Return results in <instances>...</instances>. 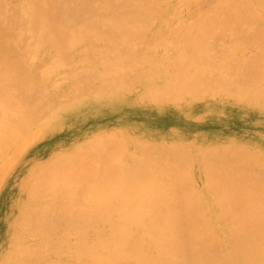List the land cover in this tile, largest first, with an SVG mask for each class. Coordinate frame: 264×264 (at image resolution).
Returning a JSON list of instances; mask_svg holds the SVG:
<instances>
[{"label": "bare ground", "instance_id": "6f19581e", "mask_svg": "<svg viewBox=\"0 0 264 264\" xmlns=\"http://www.w3.org/2000/svg\"><path fill=\"white\" fill-rule=\"evenodd\" d=\"M16 1L17 6H15L14 2V7L20 8V5L25 4L24 7L22 6L23 8L21 9V12L18 9L20 12L18 17L21 21L24 20L28 24L26 27L31 31V33H33V37L36 35V40H33V44V41L30 42L28 40V43L30 44L25 45L27 47L25 48L24 46V49L22 50L23 47L20 46V43L23 41L27 42V39L22 40V38L19 37L21 32H16V30L20 28L18 25L22 23H18V21H15V24L5 23V18L8 19L11 15L9 16L7 10H0V13L3 14L4 12H7V16H9L5 17L6 15L4 14L5 16L2 18V14H0V105L4 109V113H0V146L1 141L13 142L26 134L28 136V132L37 126V124H33L34 115L32 114V112H35L34 110L36 107L30 103V101H32L31 99L28 102V98L30 94L33 96L34 91L40 89V84L42 83L43 85L44 81L46 82V79H49L50 73L54 72H50V69L46 68L47 66L49 67L50 63L48 65L45 64V69L47 70L44 69V72L41 74H39L40 71L38 73L31 72L32 68L30 69V66L32 63V56L34 55L33 53L37 51L36 48L39 45L42 46V44H48V47L53 48L56 54H61V58L62 54L64 57L67 53L69 55L71 48L79 41L84 40L87 37L90 39L92 38L93 42L98 41V43H101L103 41V43H105L102 44L105 46L103 50H108H102L104 60L106 62V64H103V68L106 70L102 68V65L101 67L99 65L96 66V68L99 67L98 70L95 68L96 72L93 71V73L95 72V74L101 75L100 73L102 69L104 70L102 73H105V75H107V72L108 74L110 72L109 77L112 74L110 79L108 76L105 77L106 81L104 79H100L101 81L104 80L102 84L107 87L110 86L111 83L115 82L118 83H116L117 85L121 86V82L124 81L131 85L136 84L130 86L131 89L129 90H132V88L135 91L142 90V100L137 101L138 103L147 102L146 100L144 101L143 95L150 97L151 91L154 93L153 90H160V92L156 94V97H160L161 99L163 98V101L167 98L165 101H170L172 106L168 104V106L166 105L164 109H157L158 105H161L162 103L158 104L159 101L155 100L152 102L151 98H149L147 108H152L151 110L156 113L157 117L162 119L163 117L159 116V113L168 112V117L165 119V121H167L160 124L158 123L159 126L155 129L160 132H165L171 129L179 138H182L178 140H183L189 138V131L193 126L192 122L194 117L192 116L197 117L201 114V112H197V108H194L191 104L193 102H199V98L200 100H204V98L201 97V94L208 92L205 90H214L216 88L217 91H220L221 89L220 92H223L222 89L226 86L233 85L236 81L232 82L231 77L229 78L227 75L224 76L225 73L220 76L221 72L219 70L215 71V73L217 72V74H219L217 75L214 72L208 71L209 69H206L208 67L215 69L217 67L216 65H218L221 61L224 63L223 59L225 60L224 57L221 61L219 60L220 62H216L213 59V55L209 56L206 48L210 47V50H213V44L215 42L221 47L222 44H220V42L225 39H222L223 36H227V31L230 32L234 30L237 33L239 32L244 34L249 30L248 26L252 24L254 25L256 22L254 20H257V24H259L258 21L260 19V23L264 21V16H262V18L260 16L259 18L258 9L254 7V3H251L252 0H221L218 5L214 4L215 6H210L211 8L209 7V9H206L207 11L202 10L200 12L201 16L198 17L197 14L198 18L195 17L192 18V20L190 19L187 24H184L185 22L182 23L181 29L177 28L179 31L181 30V32L179 35H175V38L178 36V38H176L178 39L176 40L177 43L174 41L173 43L174 45L175 43L178 45L174 46L177 49V52L174 54L177 53V57H179V59L169 63L172 67L165 65L166 68H170L169 70L171 72L165 71L166 68L164 70V67H157L161 64L158 62L155 70L147 68L145 73L144 70H141L143 66L141 68L138 67L141 71L136 68L138 59L140 58L135 52V48L138 45L146 47V45L150 42H153L151 40L149 41L150 38L148 39L147 36H145L143 28H149L150 30H147H149L150 33L149 31L148 33L157 35V38L161 34L159 33V29L161 28L162 22H158V24H152L151 27H147L149 25V21L146 23V19L150 17V15H153L152 17L154 20L156 18L163 20L167 14L171 15V12L177 13L173 9L174 7L171 8L172 6L170 5L165 7L164 5L166 4L164 3L166 2L162 5L165 7V10H162L159 6L161 3H159L158 0H100L99 4L96 6H94V3H96L93 2L94 0ZM258 1L260 3H264V0ZM179 2V5L181 6L190 4V0H180ZM0 3L6 4L7 0H0ZM2 4L0 5L2 6ZM263 13L261 14L264 15ZM98 18L100 20V26L103 24V26L107 27V30L109 29V33L107 32L106 34V32L103 31V33H101L98 31L99 27H97L98 29H96L94 32L95 34H93L92 31L96 28H93V26H95L93 23L96 22L95 19L98 20ZM196 18L198 20H195ZM14 20L16 19L14 18ZM95 24H97V22ZM259 25L258 27L255 26V32L251 29L249 31H252L251 33L257 35L256 41L255 39L253 41L256 42L257 45L259 44V47L262 46L263 50L260 49L259 55L257 54L258 56L256 57L254 63H252L253 61L250 63L245 60L246 64H240L239 58L235 60L238 61L235 64L239 63L240 66H245L247 69V73H242L241 75V79H245L243 82L246 83L247 86L257 90H261L264 85V63H262L264 61V22ZM246 27H248L247 31L245 30ZM21 28L23 29L22 26ZM242 28L245 32L244 30L240 32ZM193 29L195 30V33L190 32V30ZM256 29L259 30L256 31ZM24 30L25 29H23V32H26ZM219 30L220 32H217ZM234 31L232 34L235 33ZM90 32H92L93 35H89ZM139 33H142V35ZM219 33L224 34L220 36ZM102 34H106V36ZM227 34L229 33L227 32ZM241 34L236 35L237 39L241 36ZM23 35L25 34L22 33V36ZM169 35L170 34H168V36ZM216 35H218V37H222V40L219 41L220 38L216 40ZM170 36L173 37V35ZM236 36L235 39H233L234 44H236ZM212 37H214V40H212ZM159 40L160 39L158 38V41ZM212 41H214V43ZM239 42L240 40L238 39L237 45ZM154 43L153 46L155 45ZM226 43L227 42H225V44ZM86 44L88 45V43ZM229 44V46L233 45L232 42ZM151 45L152 44H149V46ZM166 45L165 47L168 46ZM149 46H147L146 51L144 52L145 54L142 56V59L147 60L148 63L153 60L150 59L152 56L158 55L160 57L161 54H159V51H156L151 55L153 47L150 48ZM233 47L235 48V45H233L232 48ZM20 50H22L23 53H21L22 51ZM137 50H139V48ZM224 50H226V48ZM224 50H222L223 53H225ZM90 52H87L88 55ZM215 52H217V50L213 53ZM189 53H192L191 56L188 55ZM88 55L86 56L88 57ZM90 55L94 57L95 53L92 51V54ZM224 55L225 54L222 56ZM68 57L69 56H66L65 58ZM71 57L73 61V56ZM63 59L64 58L62 57V60ZM98 60L99 57L97 61ZM140 61L141 60H139V63H141ZM165 61L167 60L165 59ZM78 62L79 61H77V63ZM151 62L153 63V61ZM151 62L150 66L152 64ZM167 62H170V60ZM231 62L232 61H228V64ZM256 63L259 64V68L256 67ZM36 64L34 61V64H32L33 69H35L34 65ZM233 64L231 65L233 66ZM205 66L208 67L205 68ZM214 66L216 67L214 68ZM227 66L224 65L222 67L228 68ZM222 67L219 69H222ZM229 67L232 68L231 66ZM37 68L39 67L36 66V69ZM65 68H67L66 65ZM107 69H110L111 71H107ZM81 70H79V72ZM76 73H78V71ZM95 74H93L94 77L96 76ZM71 75L74 76L76 74L72 73ZM203 75H206V78L208 79H205ZM73 76H71L72 79ZM79 76L76 78H79ZM231 76H233V74H231ZM243 76L245 78H242ZM83 78L85 77L83 76ZM80 79H82V77H80ZM95 79V81H97V76ZM214 80L219 81L216 82ZM75 81L78 82L79 80ZM210 81L214 82L216 87L214 85L213 86L215 88H211L212 85H209L211 84ZM126 82L123 83V86ZM80 83L75 87L76 90L78 87L82 86H80ZM206 83H208V85ZM76 84L77 83H74V85ZM217 84H220V88L217 87ZM234 85L231 86L233 88L232 91L225 90L227 93L230 92L232 96L234 94V89L237 91H239L240 88L242 90L245 88L246 90L249 89L246 85H237V83ZM90 86L91 85H88L87 87L91 90L93 86ZM116 87L117 86H115V89L119 90L117 89L118 87ZM68 88L67 90H69ZM102 88L103 87H101V89ZM228 89H230V87H228ZM79 90L78 94H80ZM110 90L112 91L114 89L110 87ZM134 90L132 92H134ZM193 90H196V92H193ZM242 90H240L242 97L243 95L245 96L249 94H245L246 90ZM227 93L226 95H228ZM205 94L206 93H204V95ZM235 94L238 95V92L235 91ZM241 95L238 97L241 98ZM178 96L183 100L186 96H193V98L195 96L196 101H192L194 99L190 100V98L188 100L185 99L183 103L180 101L175 102V100L179 98ZM183 96L184 98H182ZM181 99L179 98V100ZM242 100L243 98L240 101ZM127 101L128 100H124L123 103L129 104V101ZM234 101L235 100H233V102ZM240 101L238 102L240 103ZM137 102H135L136 105L133 107L136 108L141 105ZM247 103L250 104V102ZM207 104H209V102ZM70 105L66 106V109L63 111L59 110L61 105L57 108L59 111L53 109L51 112L52 114L49 115L48 124L43 125L46 126L47 129H49L50 126L52 128H56L57 125H60L64 120L70 118H74L76 120V116H78V114L82 115L83 110L80 109L75 111L70 108ZM106 105V108L114 110L119 108L117 112L125 109L124 106H118L119 104L114 101H110L109 103H106ZM260 105L262 106L261 103ZM29 106H31V108L34 106L35 109L33 107V110L31 111ZM75 106L76 105H74V107ZM89 106L90 105H88V107ZM62 107L63 105L61 108ZM64 108L65 107L62 109ZM95 110V106L92 104L88 111L89 113L94 114L96 113ZM39 111L37 112L39 113ZM18 113L20 114V118L18 117L17 119H14V116L17 117ZM120 114L122 116L125 115L124 113ZM144 116L145 113H142V115L140 113L138 115V117L142 119H144ZM122 119V122H130L133 120V118L130 120L129 117L128 119L126 117ZM156 125L157 123L155 125L152 123L149 124V126ZM41 130L43 131L42 128H40V131ZM121 131L123 132V130ZM110 134L109 136L111 138L108 135L105 138L108 137V139L113 140V135H118H115V133H112L113 135ZM36 135H39V132H37ZM121 136L123 137V135ZM105 138L103 137L104 140ZM103 139L102 136L98 139L99 142L102 140L100 144L108 142ZM115 139L118 138L114 137L113 142L116 141ZM129 140L130 139L127 141ZM171 140L174 141L173 139ZM194 140L195 139H193V141ZM133 141L136 142L135 139ZM179 142L180 141H177V143ZM209 142L211 143V141ZM221 142L225 141L221 140ZM227 142L229 143V141ZM227 142L225 143L227 144ZM232 142L233 141L230 143ZM84 143L85 142L83 141L81 144ZM128 143L129 142H127V144ZM210 143L208 144L210 145ZM246 143H248V140ZM100 144L99 146L101 148L98 147L99 149L94 151L96 152L94 154L99 152V156L104 159L102 163L100 161L98 163L100 158L98 159L97 156L92 155V151V156L90 157V152L86 150V148H82L80 145L79 148L83 149L85 152V154L84 152H81L83 154L81 155L82 157L80 156V149L73 147L75 149L71 151H73L74 154L69 153L65 156H60L61 158H50L45 164L42 163L43 165H39L37 162L36 166H32L34 167L33 169L32 167L30 168L32 170L30 173L28 172L29 174L27 179H25L23 184H21L22 187H19L21 188V190L19 189V198L17 202H15V204H17L14 206L9 227L7 226L10 240L6 246L7 257H5L1 264H215L217 261L218 264H264V182L261 181L264 177H262L263 175L261 174V177L259 176V171H262L261 167H259L260 170L258 169L259 171L257 172L258 174H256L257 176L253 175L255 171L252 170H257L260 165L255 163L256 165L252 166V161L257 160V162H259L260 159H258V156L257 159L253 158L254 154H257L256 150L253 151L254 154L252 156L249 151L243 150L244 147H240L241 149L239 150L238 146L236 148L235 145L232 146V143V145L230 144L232 148H230V150L232 151L225 154L226 151L222 152L221 150V153H218L219 149L217 150L216 148L219 144L216 145V147L214 146L217 152L214 151V154H210L211 151L210 153L207 152L210 154L209 156L212 155L209 158L212 159L213 157L214 160L211 162H203V164L201 162L202 166H204V164L210 165V170L204 172L206 175L207 185L204 186V190H202L203 192H199L200 190L198 187L197 190L199 191H197L193 186H190V181L194 179V177H191L193 176V173L191 174L188 171L190 167L189 165L192 163V159L189 160L187 157L188 155H184L189 150H187L189 145H186V152H183V155L186 157L178 154L179 152L182 153L180 149L182 150L183 144H179V146L177 144L176 147H173L172 149L168 146V152L166 154L164 153L167 155L168 162L160 160L164 163H160L161 165L159 164L158 166L156 159L159 157L151 158L153 153L150 152H154L151 151V149L148 151V149H144L142 147L145 150V152H142V148H140L139 150H141L143 155L146 154V157L142 155L145 159L141 156L142 160L129 165L131 160L128 162L129 164H127V161L125 163L124 160L123 162L120 161L121 159L118 158H121V155H116L115 153L117 152L115 151L111 153L112 149L108 151L110 152L109 154L104 156L107 152H103L105 151L102 150V146L104 144L102 146ZM249 145L251 146V144ZM129 146H131V144ZM211 147L212 146H208V149H211ZM118 148L116 150H118ZM208 149L206 148L207 151H209ZM146 150L151 155L147 153ZM134 151L136 152L135 149ZM204 151L202 150L203 153ZM86 152L89 154L87 155ZM128 152L129 151H127V153ZM188 153L191 154V152H187L186 154ZM222 153H224L223 156H221ZM102 154L103 156H101ZM217 154H220V157ZM133 155H136V158L141 159L137 156L138 152ZM169 157H173L175 160L177 158V161H174V165L170 163L172 158L169 159ZM191 157L193 156L190 155L189 158ZM247 157L252 160L246 162V160H248L246 159ZM164 158H166V156ZM116 160L120 162L115 164ZM96 161L98 164L95 163ZM194 162L193 164H195ZM233 162H241L243 167L241 165H236ZM246 163L248 164V167L251 166L254 168L257 166V168L255 167V169H253L250 167L251 172H249L248 170L250 169L247 167ZM170 164L173 165L172 170L175 173L173 174L172 179L170 177L172 175L168 177L166 176L169 174V171H171ZM262 174L264 173L262 172ZM162 175L165 177L162 178ZM250 176L253 177L251 178L252 181L259 177L261 179H257L258 181L255 179L256 182L254 181L255 183H252L249 179ZM198 178L202 179L201 177ZM169 179L171 182L168 184ZM249 180L251 181L250 183ZM195 185H197V183ZM202 188L200 186V189ZM22 253H26L25 256H21ZM34 255H37L39 258H34Z\"/></svg>", "mask_w": 264, "mask_h": 264}, {"label": "rangeland", "instance_id": "374dc122", "mask_svg": "<svg viewBox=\"0 0 264 264\" xmlns=\"http://www.w3.org/2000/svg\"><path fill=\"white\" fill-rule=\"evenodd\" d=\"M11 1L12 0H10V1L7 0V3L6 4L0 3V4H2V6L0 5V10H4V11L7 10L8 13H9V16L11 15L10 16L11 18L9 16H7L8 15L7 12L5 13L4 11H2L4 13L3 14L0 13V14H2V18H4L3 16H5V15H6L5 17H9L8 19L5 18L6 19L5 20V23L13 24L15 21H18V23H22V24H19L18 26L20 28L22 26L23 29H25L24 31H26V29H27L26 26L28 24L24 20L21 21L20 18L18 17V15L21 12V9L25 6V4L20 5L21 6L20 8L19 7H14L13 6V3L15 2V6H17V1L16 0H13L12 2ZM99 1L100 0H94L93 2H96V3H94V6H96L97 4H99ZM158 1H159V3H161V4H159V6L161 7L162 10L163 9L165 10V7L170 5V6H172L171 8L174 7L173 9L178 14L177 13H174V12H171V15L170 14L169 15L167 14L163 20H159L158 18H156L154 20V18L152 17L153 15H150V17L147 18L148 20L146 19V23H147V21H149L148 22L149 25L147 27H149V26L151 27L152 24L153 25L154 24H158V22H162V24H161V28L159 29V33H161L158 36V38L160 39L159 41H158V38L156 37L157 35L149 34L150 33V31H149L150 29L147 28V29H149V30H147V29H145L146 28L145 27V28H143V31L145 33V36H147L148 39L150 38L149 41L150 40L153 41V42H150L149 43V44H152V45L149 46V44H148V45H146V47L141 46V45H138L135 48V52L137 53V55L140 58V59H138V63L136 62L137 63L136 68L138 70L139 68H141L143 66L141 68V70H144L145 73H146V69L147 68H149V69L151 68L152 70H155L156 69V66L158 65L157 64L158 62H159V64L160 63L161 64L158 65L157 67H160V66L162 68L164 67V70H165V68H166L165 65H167V66L169 65L170 66L169 63L178 60L179 59V57H177L178 54L177 53L174 54L175 52H177V49L174 46H178L176 44L177 43L176 40H178L176 38H178V36H176V38H175V35H179L180 34L181 30L179 31V29H181L182 23H184V22H185L184 24L189 23L188 21L190 19L192 20V18L197 17V14H198V17L201 16V13L200 12L202 10L207 11L206 9H209L210 6L211 7L215 6L214 4L218 5L221 0H194V1L190 0V4H185L183 6L179 5L180 4V2H179L180 0H163V2H162V0H158ZM191 1H192V3H191ZM164 2H166V3H164ZM8 3H10V4H8ZM163 3L166 4V5H164L165 7L162 6ZM251 3L252 4L254 3L253 4L254 7L256 9H258V13H259L258 16H259V18H260V16L262 18V16H264V15L261 14V13L264 12V8H262V7H264V3H260L258 0H252ZM187 5L188 6L190 5V6L188 7ZM179 6H181V7H179ZM18 9L20 10V12L18 11ZM259 10H260L261 13L259 12ZM12 16H13V19H12ZM14 18L16 20H14ZM197 18L195 20H198ZM174 19H175V21H174ZM177 19H178V21H177ZM95 20H96V22H97V24L99 26L97 24H95L96 22L93 23V25H95V26H93V28L96 27L94 29V31H92L93 34H95L94 33L95 30L98 29L97 27H99L98 31H100L101 33H103V32H106V34H107V32L109 33V29L107 30V27L103 26L102 22H101L102 25L100 26V20H99V18H98V20L97 19H95ZM254 21L257 22V20H254ZM260 21H261V19L258 21L259 24H262V22H264V21H262L260 23ZM256 22L255 23L253 22L254 25L252 24V25L248 26L249 27V30L251 29L253 32H255V30H254L255 29V26L258 27V25H259ZM169 26H171V27H169ZM172 26H173V28H172ZM248 27H246V29H245L246 31L248 30L247 29ZM259 27H260V25H259ZM20 28L17 29L19 31L16 30V32H21V35H19V37H21L22 40L23 39H27L26 40L27 42L23 41V42H21L22 44L20 42H18V43H20V46L23 47L22 48V50H23L25 45L30 44V43H28L29 41L32 42L33 40L34 41L36 40V38H35L36 35H34L35 37H33V33H31L30 30L27 29L26 32H23V29L21 28V30H22L21 31ZM174 28H176V29H174ZM177 28H179V29H177ZM259 29H256V31L259 30ZM193 30H190V32L191 33H195V30L194 31ZM243 30L244 29L242 28V30H240V32H242ZM245 30H244V32H245ZM249 30L247 31V33H244V34L243 33L241 34L239 32L237 33L234 30H233L235 32L234 34H232L233 31H230V32L227 31L229 34H227V32H226V35L228 36V37L227 36L226 37L228 39L230 38L229 39L230 41L225 36H223V38L220 37L221 35H223L225 33L224 31H222V32H224L223 34H220L219 33L220 34L219 37H218L219 34L216 35L217 36L216 40H218L220 38L219 39V41H220V40H222V39L225 38L224 40H222L220 42V44H222L221 47L218 46L216 44V42L214 43V41H212L214 43L213 44V47L215 49V50L214 49L213 50L214 51L217 50V52L213 53L214 51L213 50H210V47H207L206 48L207 49V52H208L209 56L210 55H213V59L216 62L217 61L220 62L221 59L224 58V57H225V60L223 59V62L224 63H222V61H221L218 65H216L217 67L214 66V68L215 67L218 68V69L215 68L216 70L215 69H211L208 66H205V68L208 67L206 69H209L208 71L214 72V73H215V71L219 70L221 72V73L218 72V73H220V76H222L223 73H225L224 76L227 75V76H229V78L231 77L232 82L236 80L235 82L237 83V85L238 84H241L243 86L246 85V83L243 82V81H245V79H241V75H242V73L243 74L244 73H247V69L245 68V66H240L239 63L240 64H243V63L246 64V61L245 60H247V62H250V63H251V61H253L252 63H254L256 57L259 55L260 49L263 50V47L262 46L259 47L260 45L259 44L257 45V43L253 41L254 39L256 41L257 35L254 34V33H251L252 31H249ZM148 31H149V33H148ZM92 32H90L89 35H93ZM146 32H147L148 35L146 34ZM217 32H220V30L217 31ZM22 33L25 34V35L22 36ZM142 33H139V34L142 35ZM167 33L170 34V35H173V37L170 36V35H169L170 36L169 37ZM106 34H102V35H105L106 36ZM214 34H217V33H214ZM237 34L238 35L241 34V36H239V38H238L240 40V42L238 43V45H237L238 39H237V36H236ZM235 36H236V39H237L236 42H235L236 44H234V41H233V39H235ZM168 37H169V39H168ZM212 38H213L212 40H214V37H212ZM85 39H86V41H85ZM85 39L79 41L77 44H75L71 48V50L69 52L70 54L68 55V53H67V55H66V56H69L68 58H65L66 56L64 57L63 54H62V56L60 58V55L61 54H56V52L53 50V48L48 47L49 46L48 44H46V45L45 44H42V46L39 45L36 48L37 51L33 53L34 55L32 56V61H31L32 63H31L30 69L31 68L33 69L32 64H34V61H35V64L36 63L37 64L34 65V68L35 69H33V70L31 69V72H33V73H36L37 72L38 73L40 71L39 74H41V73L44 72L45 64L48 65L49 63H50L49 64V67L47 66L46 68L50 69L49 70L50 72H53V71L54 72L53 73H50L49 79H46V82L44 81L43 85L41 83L40 84L41 85L40 89L39 90H35L33 96H31L32 94H30L29 95V98H28L29 99L28 102L31 99L32 101H30V103H32L36 107V109H35L34 106H32V108H31V106H29V108L31 109V111L33 110V107L35 109L34 110L35 112H32V114L34 115V123L33 124H37V126L36 125H35L36 127L32 126L34 128L33 129L31 128L32 130H30L28 132V136L26 134V135L22 136L21 138H19L18 140H15L13 142L1 141V146H0V252H1L0 253V257H1L0 258V264L4 261L5 257H7V249H6L7 247L6 246L8 245V243H9L8 241L10 240L8 227H9L10 220H11V217H12V214H13L12 212H13L14 206L17 204V203L15 204V202H17V200L19 198V191L21 190V188H19V187H22L21 184H23V182L25 181V179H27L28 174L34 168L32 166H36L37 162H38L39 165L42 164V163L45 164L50 158H55V157L61 158L62 156H65V155H67L69 153L70 154H74L73 151H71V150L75 149L73 147H76L77 149H80L79 148L80 145H81L82 148H84V149L86 148V150H88L90 152V154H89V153H87L88 152L87 151L86 152L87 155L89 154L90 157L92 155L97 156L98 159L100 158L98 160V163H99V161L102 163V161H104V159L99 156V154H98L99 152H97V154H94V153H96L94 151H97V149H99L98 147H100L99 144H100V142L102 140H100V142H99L98 139H100L101 136H102V139H103V137L105 138L107 135L109 136L110 133H111L110 135H113L114 133H115V135L118 134L117 136H119V134H120V136L123 135V137L122 136L121 137L120 136L117 137V136H114L113 135V140H114V137L115 138H118V139H115L116 141H114L115 144L117 143L116 145L114 144L113 140L108 139V137L105 138V140L103 139L104 141H108V142H104L103 143L104 145L102 143L100 144L101 146L103 145L102 146V150H105L103 152H105V153L107 152L106 154H104V156L107 155V154H109L110 152H108V151H110V149H112V152L111 153H113V151L117 152V153H115L116 155H121V158H118V159H121L120 161H122V162L124 160V163L127 161V164L130 163L129 165H131V163H134L136 161L142 160L141 156L143 155L142 152H145L144 149H148V151L151 149V151H154L155 152V153L154 152H150V153H153V155H151L147 150H146V152L151 155V158L152 157L153 158L154 157H156V158L159 157L158 159L155 158L156 161H157V164L159 166L160 163H162V164L164 163V162H161L160 160L167 161L168 162L167 155H165V154L168 152L169 147H171L170 149H172L173 147L175 148L177 144H178V146H179V144L180 145L183 144L182 145V147H183L182 150L180 149V151L182 153H180V152L179 153L177 152V153L178 154H181L182 156H184V155L187 156L188 155L187 156L188 159L189 160L192 159L191 160L192 163L189 161L191 163V165H189L191 168L189 167L188 171L191 174L193 173V176H191V177H194V179L191 178L192 181H190L191 182L190 183L191 184L190 186H193L196 190H197V187H198L200 191L199 190H197V191H199V192H201L202 190H204V186L207 185L206 175H205L204 172H207L208 170H210V168H209L210 165L204 164V166H202L201 165V162L203 164V162H211V161H213L214 158L213 157H212V159L209 158V157L212 156V155L211 156H209V155L212 154V153L214 154V151L217 152L218 149H219L218 150V153H221L220 150L222 152H225L226 151L225 154L231 152L232 150H230V148H231L232 143H233L232 146L235 145L236 148L238 146V149L239 150L241 149L240 147H244L243 150L249 151L252 156L254 154L253 151L254 150L257 151V154H254L253 158L254 159H257V156H258V159L260 158L259 159V162H257V160H254V161H252L253 164L251 162L250 163L252 164V166L253 165H256L255 163H257V165L260 164L262 166L259 165L258 168H257V166H255L257 168V170H252V171H255L254 174L253 173L252 174L253 175L258 174L257 172L260 170L259 167H261L262 168V171L261 172L259 171V176L261 177V175H263L262 177H264V174H262V172L264 173V171H263L264 170V167H263L264 166V161H263L264 160V155H263L264 154V85L262 86L261 90H257L255 88H252V87L247 86V85L246 86L249 88L248 90H246V88L243 89V90L240 88V90H242V91H245L246 90L245 94H248L249 93L248 95H245V96L243 95V97H242V95L240 93V90L237 91V90L234 89V92H233L234 93L233 94L234 98H233L232 94L230 92L227 93L226 91H228V90L232 91L233 88L231 86H233L234 84H236L235 82H234L233 85H230V86H226L225 85L227 88L225 87L224 89H222L223 92H225V93H223V92H220L221 89H220V91H217L216 88H215L216 85H214V82L212 81L213 82L212 83L210 81L211 84H209V85H212V86L214 85L215 87L214 86L213 87L211 86V88L212 89L215 88V89L214 90H205V91H208V92H204V93H206L205 95H204V93L201 94V97L204 98V100H200V98H199L198 99L199 102H193L191 104V106H193L194 108H197V112H201V114L199 115V114L196 113L199 116H197V117L196 116H192V117H194L193 118V122H192L193 126L191 127V130L189 131V138L183 139L184 141L183 140H178V139H182V138L181 137L179 138L177 136V134L174 131H172L171 129H169V130H167L165 132L164 131L160 132L157 129H155V128H157V126H159L160 123L167 121V120L165 121V119L168 117L167 116L168 115V112L167 113L166 112L165 113H159V116L163 117L162 119H164V120H162L161 118H159V117L156 116V113L151 110L152 108H147V105L149 104V102H148L149 98H151L152 102H153V100H155V101H159L158 104H161L162 103L161 105H158V108L157 109H159V108L160 109H164L166 107V105L168 106V104L172 106V104H171L170 101H167V102L165 101L167 98L164 100L165 101L164 102L162 100L163 98L161 99L160 97H156V94L159 93L160 90H153L154 93L151 91L150 92L151 93V96L150 97L149 96L147 97V95H143L144 101L146 100L147 102L146 103H138L137 101H141L142 100V98H141V91L142 90H136L135 91L133 88H132V90H129V89H131L130 86H133V85H136V84L131 85V84H129L126 81H124V82H126L127 84L125 83L124 86H123V83L124 82H121V86L117 85L118 84L117 82L111 83L112 85L110 84V86H108V87L106 85L102 84V82L106 79L105 77H107V76L109 77V74H110V72H109V74L107 72L110 69H107V71H106L107 72V75H105V73H102V71L104 72V70H106V69L103 68V64L104 63L106 64V62L104 60L103 51H108V50H103L105 48V46L102 45V44H105V43H103V41L102 42L100 41L101 43H98V41L97 42H93L92 41V38L90 39V38L87 37ZM34 41L32 42V44L34 43ZM155 41H157V42H155ZM173 41L176 42L175 45H174ZM225 42H227L228 44L227 43L225 44ZM230 42H232L233 45H235V48L234 47L232 48L233 45L229 46L230 45L229 44ZM86 43H88V45ZM89 43H90V45L92 46L93 49L91 48V46L89 45ZM96 43H98V44H96ZM153 43L156 46L155 45L153 46ZM254 43H256V44H254ZM144 45H145V43H144ZM165 45L167 47H165ZM225 45H226V47H225ZM147 46H149L150 48L153 47L152 48L153 49L152 53L150 52L151 55L154 52H156V51H159V54L161 53L160 54V57L158 55H155V56H152V58H150V59H153V60H151V61H153V63L155 62L153 64L150 61L152 63L151 66H150V62L148 63L147 60L142 59V56H143V54H145L144 52L146 51ZM26 47L27 46H25V48ZM48 48H50L51 50L48 49ZM138 48H139V50H137ZM167 48H168V51L169 52L167 51ZM221 48H224V49L226 48V50L221 49ZM86 49H87V51H86ZM22 50H20V51H22ZM91 50L95 53L94 57H92L90 55V54H92V51ZM222 50H224L225 53H223ZM88 51L89 52L91 51L89 55L87 53ZM140 51H142L143 53L140 52ZM21 53H23V51ZM84 53H86V54H84ZM221 53H223L225 55L222 56L223 54H221ZM191 54L192 53H189L188 55L191 56ZM70 55L73 56V61H72V57ZM86 55H88V57ZM163 55L164 56L166 55V56L164 57ZM219 55H220V57H219ZM101 56H103V57H101ZM242 56H243V59H242ZM62 57L64 58L63 60H62ZM98 57H99V60L100 61L99 60L97 61ZM163 58H165L167 61L170 60V62L165 61V59H163ZM238 58H239L240 62L238 64H235L236 62H238V61H235ZM58 59H59L60 62L58 61ZM139 60H141L140 62L142 64L139 63ZM226 60H227V62H226ZM248 60H250V61H248ZM52 61H54V62H52ZM77 61H79V62L77 63ZM228 61L229 62L232 61V62L228 64ZM243 61H245V62H243ZM73 62H74V64H73ZM79 63H83V64H79ZM92 63H94V64H92ZM262 63H264V61ZM222 64H224L226 66L229 65L232 68H230L229 66H227L228 68H224V67H222V66H224ZM231 64H233V66ZM51 65L54 66V67H52ZM65 65H66L67 68H65ZM68 65H70V66H68ZM90 65H92V66H90ZM99 65H100V67L102 65V68L104 69L103 70L101 68L102 69V71L100 73L101 75L95 74V72H96L95 71V68H96V66H99ZM255 65H256V67L259 68V64L258 63H256ZM36 66L39 67V68L36 69ZM84 66H86L87 68L84 67ZM220 66L222 67V69H219V68H221ZM248 66H250V65H248ZM81 67H84V68H81ZM170 67H172V65ZM98 68H96V70H98ZM81 69H83V70H81ZM169 69L170 68H166L165 71L171 72ZM45 70H47V69H45ZM79 70H81V71L79 72ZM75 71L76 72L78 71L79 74L76 73ZM93 71H95V72L93 73ZM68 73H70V74H68ZM72 73L73 74H76L77 76L74 75L75 76L74 77L73 75H71ZM93 74H95L97 76V81H95L96 80L95 79L96 76L94 77ZM215 74H217V72ZM231 74H233V76H231ZM90 75H92V76H90ZM206 75L205 76L203 75V76L205 77V79H208V78H206ZM217 75H219V74H217ZM71 76H73V79H72ZM78 76H79V78H76ZM83 76L85 78H83ZM68 77H69L70 80L68 79ZM80 77H82V79H80ZM110 77H112V74H111ZM110 77H109V79H110ZM242 78H245V77L243 76ZM100 79L101 80L104 79V80L101 81ZM109 79H108V81H109ZM75 80H77V81L79 80V81L76 82ZM86 81H87V84H86ZM214 81L218 82L219 80L218 81L217 80H214ZM216 82H215V84H216ZM74 83H77V84L74 85ZM79 83H80V86L81 85L82 86L81 87H78L77 90H76L75 87L78 86ZM206 84L208 85V83H206ZM220 84L219 85L217 84L218 85L217 87H219ZM88 85H91L90 87L93 86L95 88L92 87L93 90H92V88L90 90V88L87 87ZM227 85H229V84H227ZM115 86H117V87L119 86L118 88L116 87L119 90H116L115 89ZM223 86H224V84H223ZM101 87H103V88L101 89ZM110 87L112 89H114V90L111 91L110 90ZM124 87H126V88H124ZM228 87H230V89H228ZM67 88L69 90H67ZM71 88H72V90H71ZM74 88H75V90H74ZM87 88H88V90H87ZM78 90L80 91V94H78ZM133 90H134V92H132ZM215 91H216V93H215ZM235 91L238 92V95L235 94ZM193 92H196V90H193ZM226 93L228 95H226ZM79 95L81 96V98H80ZM112 95H114V96L117 95L118 97L117 96L114 97ZM159 95H161V94H159ZM239 95H241V98L238 97ZM78 96H79V98H78ZM109 96L112 97V98H110ZM179 98L181 99V97H179ZM179 98H177L178 100L176 99L175 102L180 101V102L183 103V101L185 99L188 100L190 98H191L190 100L194 99L192 101H196L195 100V96H194V98H193V96H191V97L186 96L185 98L183 96L182 98H184V100L181 99L182 101L179 100ZM237 98H238V101H240L242 98H243V100L240 101V103H239L237 101ZM211 99H213V100H211ZM124 100H128L129 102L128 101L127 102L129 104L123 103ZM224 100H226V101H224ZM233 100H235L234 101L235 103L233 102ZM110 101L117 102L119 104L118 106H124V108L125 109L127 108V109L126 110L125 109H122V110H119L120 112L119 111L117 112V110L119 108H117L115 110L114 109H110V108H106V106H107L106 103H109ZM33 102H36V103H33ZM66 102H68V103H66ZM135 102H137L138 104H141V105L140 106H137L135 108V107H133L134 105H136ZM208 102H209V104H207ZM247 102H250V104H248ZM64 103H65V106H64ZM260 103L262 104V106L260 105ZM92 104H94L95 109H96L95 110L96 113H94V114H91L88 111L89 110V107H91ZM60 105L61 106L63 105V107H65V108L62 109L63 107L61 108ZM68 105H70V108H72L75 111H78L80 109L83 110L82 111V115L81 114H78L79 117L76 116V120L74 118H70V119L64 120L60 125H57L56 128H52L50 126L49 129H47V127L44 126V125L45 124H48V122H49V115L52 114L51 113L52 110L53 109L58 110L57 108L60 106L59 107L60 108L59 110L63 111V110L66 109V106H68ZM74 105H76V106L74 107ZM88 105H90V106L88 107ZM37 107H38V109H37ZM36 110L37 111L40 110L39 113ZM167 111H169V110H167ZM0 113L1 114L4 113V109L2 108L1 105H0ZM86 113H88V114H86ZM120 113H124L125 115L122 116ZM140 113H141V115H142V113H145L144 119L138 117V115ZM38 114H39V116H38ZM15 115H17V114H15ZM19 115L20 114L18 113L17 117L14 116V119H17L18 117L20 118ZM202 115H203V117H202ZM133 116H135V117H133ZM121 117L122 118L126 117L127 119L129 117L130 120H132V118H133V120L132 121L129 120L130 122H122L123 119ZM151 123L154 124V125L157 123V125L156 126H149V124H151ZM126 125H128V126H126ZM40 128H42L43 131L42 130L40 131ZM45 128H46V130H45ZM97 130H98V132H97ZM121 130H123V132ZM37 132H39V135H36ZM106 133H109V134H106ZM135 136H137V137H135ZM128 137H131V138H128ZM161 137H163V138H161ZM94 138L97 139V140H95ZM132 138H134L136 140V142L133 141L134 139L131 140ZM229 138H231V139H229ZM119 139H120V141H119ZM128 139H130V140L127 141ZM171 139H173L174 141H172ZM193 139H195L196 141L195 140L193 141ZM202 140H203V142L201 143ZM221 140L222 141H225V142L229 141V143L227 142V144H226L225 142H221ZM230 140L233 141V142L230 143L231 142ZM247 140H248V143H246ZM83 141L85 143L84 144H81ZM149 141H152V142H149ZM177 141H180V142L183 141V142L177 143ZM209 141H211V143ZM127 142H129L128 144L129 145L131 144V146H129L127 144ZM133 142H135V143H133ZM147 142H149V143H147ZM175 142H176V144H175ZM188 142H190V143L193 142L195 145L193 143L191 145H189L190 143H188ZM79 143H80V145H79ZM198 143H199V145H198ZM208 143H210V145ZM111 144H113V145H111ZM155 144H157V145H155ZM249 144H251L252 147L253 146H255V147L252 148ZM186 145H189L187 147V150L189 149L191 151L188 150L187 152H191V154L190 153L186 154L187 153L186 152ZM216 145H218L217 148H216L217 150L215 149ZM208 146L209 147L212 146L211 149H208ZM127 147L128 148L130 147V148L128 149ZM117 148H118V150H116ZM140 148H142V152H141V150H139ZM206 148L209 151H207ZM134 149L136 150V152L134 151ZM165 149H166V151H165ZM260 149L263 150V151H261ZM202 150L203 151L205 150L204 153H206V154H204L202 152ZM68 151H70V152H68ZM91 151L93 152V154H92ZM127 151H129V152L127 153ZM184 151L186 153L183 155V152ZM200 151H201V153H200ZM210 151H211V153H210ZM81 152L82 153L84 152L83 149H80V153ZM137 152H138V155L137 156H139L141 159H138V158H136V155H133L135 153L137 154ZM207 152L210 153V154H208ZM82 153L80 154V156L83 155ZM130 153H131V155H130ZM79 154H77V155H79ZM84 154H85V152H84ZM189 154L192 155L193 157L189 158V156H190ZM223 154L224 153H222L221 156H223ZM128 155L130 156V158H129ZM164 155L166 156V158H164L165 157ZM205 155H207V156H205ZM217 155H219V157H220V154H217ZM101 156H103V154ZM125 156H126V158H125ZM127 156H128V158H127ZM143 156L146 157V154L143 155ZM186 156H184V157H186ZM117 157H120V156H117ZM162 158H164V159H162ZM171 158L169 157V159L172 160V161L170 160L171 162L170 161L169 162L174 165L175 164L174 161L176 162L177 161V158H176V160L173 157H171ZM194 158H195V160H194ZM207 158H209V159H207ZM82 159H84V158H82ZM143 159H145V158L143 157ZM246 159H248V160H246V162L247 161L249 162V160H252V159H249L248 157ZM94 160H95V158H94ZM152 160H154V159H152ZM120 161H117L116 160L115 164L119 163ZM79 162H81V161H79ZM193 162L195 164H193ZM95 163L98 164L97 161ZM233 163H235L236 165H241V162H239V163L238 162H233ZM154 164H156V163H154ZM173 165H171V169H170L171 171H169V174L167 173L168 175H166L167 177L170 176V175H172V176H170L171 179L173 177V174H175L174 171L172 170V166ZM246 165L248 167V164L247 163H246ZM31 167H32V169H30ZM250 167H248V168L250 169ZM255 167L254 168L251 167V168L255 169ZM195 169H196V171H195ZM168 170H167V172H168ZM248 171L251 172V169L248 170ZM164 177L165 176H163L162 178H164ZM198 177H201L202 179H199ZM260 177L257 178V179L260 180L261 179ZM251 178H253V177H251V176L249 177V179L252 181ZM255 179H254V181L256 182L257 179L256 180ZM263 179H261L262 182H264ZM160 180H161V178H160ZM250 180H249V183L251 182ZM254 181H252V183H255ZM164 182H165V180H164ZM170 182H171V180L169 179L168 184ZM262 182H257V183H262ZM196 183H197V185H195ZM263 185H264V183H263ZM200 186H201V188L202 187L203 188L200 189ZM263 194H264V192H263ZM38 239H39V237H38ZM25 254L22 253L21 256H25ZM33 257L36 258V259L39 258L37 255H34ZM217 262H215V264H218Z\"/></svg>", "mask_w": 264, "mask_h": 264}]
</instances>
